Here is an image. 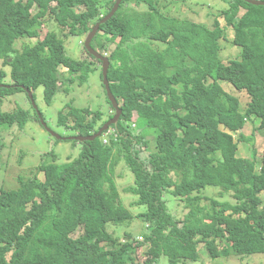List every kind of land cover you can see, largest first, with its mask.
I'll use <instances>...</instances> for the list:
<instances>
[{
	"label": "trees",
	"instance_id": "1",
	"mask_svg": "<svg viewBox=\"0 0 264 264\" xmlns=\"http://www.w3.org/2000/svg\"><path fill=\"white\" fill-rule=\"evenodd\" d=\"M45 1L55 5L48 9ZM114 3L0 0V61L11 81L3 83L6 74L0 71V101L26 90L35 99L41 87L50 104L60 89L57 81L62 85L59 67L68 71L65 83L86 82L91 63L66 55L56 36L39 37L41 20L50 12L60 29L84 36ZM220 16L226 26L221 28L216 18L209 30L164 16L154 0H123L100 25L91 47L108 54L107 79L122 111L120 120L111 126L108 144L101 138L80 143L79 158L63 164L55 163L56 156H44L36 170L42 180L31 172L27 179L17 178L18 189L0 188V264H158L162 257L168 264H187L198 261L201 245L213 260L264 254V146L257 170L253 161L236 155L233 137L253 117L264 135V7L230 0ZM228 27L241 54L224 64L219 41ZM19 39L38 41L17 51ZM222 81L250 97L245 114ZM33 113L21 107L0 111V127L23 130L40 121ZM102 117L72 107L59 112L58 125L75 137L91 136L107 122ZM146 129L154 131L153 150ZM117 158L134 176V185L124 192L138 197L143 213L133 215L122 205L113 172ZM208 188L220 189L219 196L205 195ZM228 193L233 204L219 200ZM173 198L186 211L182 219L170 210ZM134 221L143 225L139 240L131 234L121 240L109 232ZM140 248H146L142 258L136 252Z\"/></svg>",
	"mask_w": 264,
	"mask_h": 264
},
{
	"label": "rangeland",
	"instance_id": "2",
	"mask_svg": "<svg viewBox=\"0 0 264 264\" xmlns=\"http://www.w3.org/2000/svg\"><path fill=\"white\" fill-rule=\"evenodd\" d=\"M107 2L108 0H100ZM115 2L117 0H114ZM157 10L167 17L177 18L179 20H189L196 24H202L212 30L214 20L217 18L221 28L226 26V23L220 14L224 10L228 9L230 0H154ZM115 4V3H114ZM55 3L45 1L44 6L48 9L52 8ZM37 11V7L34 6L31 9V13L34 14ZM80 11V10H76ZM244 13V9L241 8L238 13V17H241ZM220 17V18H219ZM44 24L43 29L40 32L41 38L47 33L56 36L63 40V45L66 55L73 60H86L91 63V69L86 82L80 83L75 81L72 84L65 83V78L69 76L68 71L63 68H58L59 82L57 81V88L59 89L50 104H47L43 97V88L35 92V105L38 111L42 114V119L46 124V128L41 121L29 122L23 130H20L17 126L4 125L0 127V188L7 191H14L18 189L19 182L18 177L22 176V179L30 177L31 172H36L39 165L42 163V157L47 155L56 156L57 164L67 163L76 160L80 156L81 144L72 140H57L54 136L50 135L49 131L54 132L60 137L68 139L74 137L73 131L66 130L58 125V115L62 111L66 114L69 108L76 109H89L94 112H101L103 115L101 122L109 120L110 116L115 115V111L108 103L107 94L103 85L102 68L101 63L94 61L87 56L84 50V42L87 35L84 36H70L67 30H62L53 21L52 14L49 12L42 20ZM234 34L232 28L228 27L225 30V38H221L219 41V59L222 63L227 64L230 60L239 59L241 54V48L234 46L233 44ZM38 39H19L14 45L15 50L21 51L25 46L32 47L37 43ZM163 48V46H160ZM114 46H111V50ZM102 56H108L107 53L101 54ZM0 71L5 72L6 78L3 83L9 84L10 70L9 68H3L0 61ZM171 72V71H170ZM224 91L228 94L235 96L240 103L239 111L241 114H245L247 106L250 102V97L245 91H238L229 83L222 81L219 82ZM59 85V86H58ZM25 92H17L14 95L5 97L0 101L1 112H13L18 110V107L30 112V115L34 117L36 112L31 104L29 97ZM174 107H176L174 105ZM135 114H133V120H135ZM112 119V118H111ZM97 122L96 124H98ZM260 121L257 118L248 119L244 125V129L241 132L233 133L234 141L238 143V150L236 155L241 158H245L249 161H253L256 165V169H259L261 156L264 146L263 131L259 128ZM111 128V127H110ZM111 131V136L113 130ZM99 124L95 130H99ZM147 134V140L150 141L151 150H153L154 141L151 140L153 136V130H142ZM247 139L248 141H242L240 137ZM110 137V136H109ZM102 139V136L100 137ZM106 140L102 139L104 144ZM150 153V152H149ZM148 153V154H149ZM146 154V156H148ZM116 159V158H115ZM117 163L114 168V179L118 187V191L121 194L122 205L128 209L133 215L145 212V207L137 205L138 197L133 194L125 193L124 190L134 185V176L125 166L124 162L117 158ZM37 173L38 179L42 180L43 175ZM18 183V184H17ZM220 189L208 188L205 191V195L208 197H218ZM232 194H225L221 201H227L234 203ZM264 199V197H262ZM168 205L173 214L178 216V219H182L186 214L181 205L175 203V199H172ZM208 203V202H205ZM110 233H115L116 237L121 240L124 239L126 234H131L139 240L140 233L143 230V225H140L138 221H134L129 226L120 225L117 228L111 227ZM116 230V231H114ZM221 239L216 241L217 249H220ZM146 248L136 249L137 255L141 254ZM198 261L195 263L187 264H264V254L254 255L247 258H240L233 255H221L218 259H210L208 253L201 245L199 247ZM143 257L142 254L140 255ZM158 264H168V259L162 257ZM182 264V263H181Z\"/></svg>",
	"mask_w": 264,
	"mask_h": 264
},
{
	"label": "water",
	"instance_id": "3",
	"mask_svg": "<svg viewBox=\"0 0 264 264\" xmlns=\"http://www.w3.org/2000/svg\"><path fill=\"white\" fill-rule=\"evenodd\" d=\"M123 0H117L113 6V8L111 9V11L100 21L98 22L91 30V32L88 34V37L86 38L85 42H84V47H85V51L93 56L94 58H96L97 60H99L102 63V77H103V85L107 94V97L114 109V111L116 112L115 115L112 117V119H110L108 122H106L99 130L98 132L93 135V136H77V137H70L68 138L69 140H74L77 141L78 143H83V142H91L94 141L96 138L100 137L102 132L106 131L111 125H116L121 117L122 111L118 106V103L116 101V99L114 98V96L112 95L110 88H109V82L107 79V74H108V69H109V61L107 59V57L102 56L100 53H98L97 51H95L92 47H91V42L93 40V38L95 37V35L97 34V32L99 31L100 25L106 23L109 19H111L114 14L117 12L119 5L121 4ZM250 5L253 6H261L264 7V1L261 0H242ZM2 85H0L1 87ZM9 87V86H8ZM28 97L31 101V104L34 108V110L36 111L41 123L43 124V126L46 127V124L44 123L43 119L41 118L40 112L38 111L36 105H35V101L33 99V95L32 92L29 90H26ZM50 135L54 136L56 139H64L61 138L60 136H58L57 134L49 131Z\"/></svg>",
	"mask_w": 264,
	"mask_h": 264
},
{
	"label": "bare ground",
	"instance_id": "4",
	"mask_svg": "<svg viewBox=\"0 0 264 264\" xmlns=\"http://www.w3.org/2000/svg\"><path fill=\"white\" fill-rule=\"evenodd\" d=\"M93 57V56H92ZM96 59V58H95ZM108 59V58H107ZM97 60V59H96ZM99 61V60H98ZM109 61V60H108ZM32 95H33V93H32ZM108 98V97H107ZM34 99V98H33ZM35 101V100H34ZM119 106V105H118ZM37 107V106H36ZM38 109V108H37ZM112 109H113V107H112ZM114 110V109H113ZM116 113V112H115ZM120 120V119H119ZM44 121V120H43ZM108 122V121H107ZM45 123V122H44ZM111 126H113V125H111ZM110 126V127H111ZM45 127V126H44ZM47 127V126H46ZM45 127V128H46ZM109 127V128H110ZM109 128L106 130V131H104V132H102V134H101V136H102V139H104V140H106L105 142L106 143H108V141H109V136H111V131H109ZM111 129V128H110ZM113 130V129H112ZM54 133V132H53ZM114 132H112V134H113ZM96 134V133H95ZM95 134H93V135H95ZM93 135H91V136H93ZM100 136V137H101ZM75 137V136H74ZM100 137H98V138H100ZM61 138H63V137H61ZM70 138V137H69ZM97 139V138H96ZM57 140H69V139H66V138H64V139H57Z\"/></svg>",
	"mask_w": 264,
	"mask_h": 264
},
{
	"label": "clouds",
	"instance_id": "5",
	"mask_svg": "<svg viewBox=\"0 0 264 264\" xmlns=\"http://www.w3.org/2000/svg\"><path fill=\"white\" fill-rule=\"evenodd\" d=\"M77 142V141H76Z\"/></svg>",
	"mask_w": 264,
	"mask_h": 264
}]
</instances>
